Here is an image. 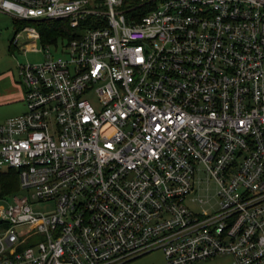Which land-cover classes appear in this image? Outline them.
Segmentation results:
<instances>
[{
	"label": "built area",
	"instance_id": "built-area-1",
	"mask_svg": "<svg viewBox=\"0 0 264 264\" xmlns=\"http://www.w3.org/2000/svg\"><path fill=\"white\" fill-rule=\"evenodd\" d=\"M0 11L70 28L39 48L27 23L10 39L42 57L16 63L24 110L0 121V172L23 191L0 194V264H129L155 250L165 264H264V0Z\"/></svg>",
	"mask_w": 264,
	"mask_h": 264
},
{
	"label": "rangeland",
	"instance_id": "rangeland-1",
	"mask_svg": "<svg viewBox=\"0 0 264 264\" xmlns=\"http://www.w3.org/2000/svg\"><path fill=\"white\" fill-rule=\"evenodd\" d=\"M28 25H33L32 23H27ZM34 26V25H33ZM17 30V24L13 20V17L10 14L3 13L0 11V67L9 68L13 72L14 79L17 80L16 83L19 85L20 91L22 92L21 84L18 82L19 76L16 68L17 62H34L38 61L42 54L37 50H27L23 52L22 47H25V43L29 41L25 36H21L17 43L9 47L10 39ZM36 47H40V40H36ZM24 110V102L20 97V100L17 101L16 105L12 107L0 109V117L4 114L11 112V114L21 113ZM14 111V112H13ZM10 114V115H11ZM3 118H0V121ZM209 193L212 195L214 193L213 184H208ZM22 190L18 188V179L15 188L9 192V194H22ZM204 196V194H203ZM2 201L0 200V203ZM214 202V198L211 197L210 201L199 205L197 203H190V207L193 210H199L201 207H204L206 210H210V204ZM51 208L50 203H34L33 209L35 211L46 212ZM129 264H165L163 254L159 250H155L146 254H143L136 259L132 260ZM193 264H230V258L226 256H218L205 261H201Z\"/></svg>",
	"mask_w": 264,
	"mask_h": 264
},
{
	"label": "trees",
	"instance_id": "trees-1",
	"mask_svg": "<svg viewBox=\"0 0 264 264\" xmlns=\"http://www.w3.org/2000/svg\"><path fill=\"white\" fill-rule=\"evenodd\" d=\"M17 27L24 23H32L40 34V42H51L58 37H69L70 28L63 20H39V21H25L19 22L15 20ZM9 43V47H10ZM17 184V174L15 170L8 169L7 171L0 172V194L11 192Z\"/></svg>",
	"mask_w": 264,
	"mask_h": 264
},
{
	"label": "crops",
	"instance_id": "crops-1",
	"mask_svg": "<svg viewBox=\"0 0 264 264\" xmlns=\"http://www.w3.org/2000/svg\"><path fill=\"white\" fill-rule=\"evenodd\" d=\"M16 81L17 80L14 79L13 72H11L9 68L0 67V109L12 107L16 105L17 101L20 100V97L21 98L23 97L22 85H21L22 88V92H21L19 85L16 83ZM18 82L20 81L18 80ZM10 114L11 112H8L3 116H1L0 118H3L2 120H5L6 118L12 115H16V114H11V115Z\"/></svg>",
	"mask_w": 264,
	"mask_h": 264
}]
</instances>
